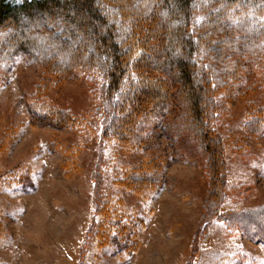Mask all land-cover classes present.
Masks as SVG:
<instances>
[{
  "label": "rangeland",
  "instance_id": "1",
  "mask_svg": "<svg viewBox=\"0 0 264 264\" xmlns=\"http://www.w3.org/2000/svg\"><path fill=\"white\" fill-rule=\"evenodd\" d=\"M261 67L243 73L239 87L218 90L225 110L211 125L220 139L219 182L209 154L179 146L162 123L148 122L169 164L153 189L138 193L122 181L156 149L129 151L103 136L96 80L74 71L44 93V103L82 120L57 130L31 122L29 100L40 78L50 77L44 67L22 56L6 62L0 264H264ZM97 188L107 218L97 210Z\"/></svg>",
  "mask_w": 264,
  "mask_h": 264
},
{
  "label": "trees",
  "instance_id": "2",
  "mask_svg": "<svg viewBox=\"0 0 264 264\" xmlns=\"http://www.w3.org/2000/svg\"><path fill=\"white\" fill-rule=\"evenodd\" d=\"M21 56L50 76L29 100L33 124L82 125L44 103L48 89L79 71L97 81L103 136L129 151L156 149L122 181L129 190L153 189L169 164L148 122L209 154L217 183L220 139L211 121L225 105L216 96L263 69L264 0H0V68ZM98 189L97 210L107 218Z\"/></svg>",
  "mask_w": 264,
  "mask_h": 264
}]
</instances>
